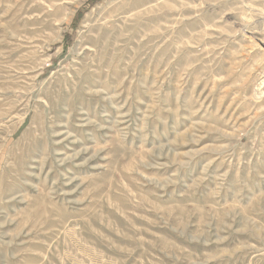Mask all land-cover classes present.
<instances>
[{"label":"rangeland","instance_id":"1","mask_svg":"<svg viewBox=\"0 0 264 264\" xmlns=\"http://www.w3.org/2000/svg\"><path fill=\"white\" fill-rule=\"evenodd\" d=\"M0 264H264V0H0Z\"/></svg>","mask_w":264,"mask_h":264},{"label":"trees","instance_id":"2","mask_svg":"<svg viewBox=\"0 0 264 264\" xmlns=\"http://www.w3.org/2000/svg\"><path fill=\"white\" fill-rule=\"evenodd\" d=\"M83 14H84V11L78 12V14H77V16H76V18L74 20V23L72 25L73 29H75L78 26V23H79L80 19L82 18ZM66 40H69V37H67Z\"/></svg>","mask_w":264,"mask_h":264}]
</instances>
